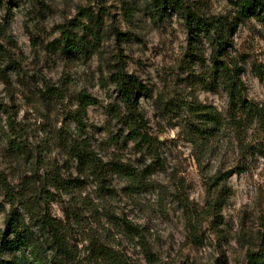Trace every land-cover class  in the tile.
Returning a JSON list of instances; mask_svg holds the SVG:
<instances>
[{
  "label": "rangeland",
  "instance_id": "obj_1",
  "mask_svg": "<svg viewBox=\"0 0 264 264\" xmlns=\"http://www.w3.org/2000/svg\"><path fill=\"white\" fill-rule=\"evenodd\" d=\"M184 1L203 17L229 21L226 57L243 68L247 99L264 109V75L260 79L254 70L264 71V14L246 18L235 0ZM157 5L155 0H0V174L15 187L28 179L47 188L55 172L64 180L80 178L83 189L70 193L41 188L36 207L37 215L48 209L61 222L77 264H105L95 261L93 243L123 254L129 264H151L138 239L125 234L122 220L140 227L158 259L154 264H245L247 252L259 244L264 216V132L248 128L242 150L227 123L215 127L199 118L197 108L223 118L228 109L220 85L202 81L211 47L202 33L197 41L191 38L179 12ZM96 18L102 29L98 42L83 27ZM65 29L86 40L85 54L66 57L56 50ZM117 68L146 89L137 92V107L151 147L128 138L127 113L110 81ZM82 93L98 102L82 115L84 132L74 121ZM82 141L107 165L108 190L81 175L71 147ZM116 164L139 173L149 167L143 185L133 188L114 170ZM219 171L229 172L219 226L207 218L198 242H191L177 192L201 211L210 178ZM71 209L78 217L68 214ZM9 210L0 196V235ZM29 222L38 231L36 220Z\"/></svg>",
  "mask_w": 264,
  "mask_h": 264
},
{
  "label": "trees",
  "instance_id": "obj_2",
  "mask_svg": "<svg viewBox=\"0 0 264 264\" xmlns=\"http://www.w3.org/2000/svg\"><path fill=\"white\" fill-rule=\"evenodd\" d=\"M155 2H157L160 11H165L168 5L179 12L183 16L192 39L197 41L200 38L199 34L202 33L207 40L212 50L211 65L202 81L204 85H208L206 81L215 86L220 85L227 94L228 109L224 118L207 107L197 108L195 112L206 125L220 127L227 123V126L236 131L240 148L246 150L244 136L248 128L255 125L257 130L264 132V109L247 99L246 87L242 80L243 68L239 66L236 58L226 57V46L229 42V21L224 18L203 17L184 0H155ZM234 2L240 14L246 18L258 15L259 12L264 14V0H235ZM83 27L91 34L94 42L100 40L102 29L99 18L90 19V23ZM61 36V41L56 43L58 52L66 57L86 53L84 38L69 29L63 30ZM192 56L195 57V55ZM205 63L202 62L203 66ZM254 68L257 77L263 79L264 71ZM110 81L115 85L127 113L123 120L128 131V138L139 147H151L146 131L147 122L137 107V92L146 94L145 87L136 77L128 75L121 68H117V71L110 74ZM51 91L52 89L48 88V92ZM79 104L74 121L79 130L84 132L82 115L86 113L89 106H94L98 102L92 96L82 93L79 96ZM71 149L79 160L81 175L86 178H94L103 191L108 190L106 179H104L107 165L97 158L90 145L86 141H82L80 144H72ZM148 168L144 173H139L130 165L116 164L114 170L127 179L133 188H139L143 185L144 174ZM228 177L229 172L219 171L210 178L212 184L207 190L205 207L201 211H197L180 191L177 192L176 197L183 207L187 219L189 241L198 242L199 230L207 218H215L216 227L219 226L218 220H220L222 208L229 195L228 187L226 183H223ZM47 185L46 188L45 183L25 179L15 187L5 176L0 174V196L10 205L4 222V230L0 235V264H77L75 263L76 256L63 235L64 229L61 222L54 219L48 209L37 215L36 207L39 204L41 188L45 187L48 190L51 187L58 192L63 190L70 193L75 189H83V182L80 178L64 180L61 173L55 172ZM70 212L78 217L74 209L68 211V214ZM28 219H30L29 221L36 220L38 231L33 229ZM121 225L129 238L138 239L137 245L149 263L154 264L155 261H158L146 243L140 227L134 226L126 220H122ZM46 235L50 240L45 238ZM93 245L96 248L94 259L97 263L102 259L105 264H129L123 254L101 244L93 243ZM245 261V264H264V216L260 218L259 244L255 250L247 252Z\"/></svg>",
  "mask_w": 264,
  "mask_h": 264
}]
</instances>
